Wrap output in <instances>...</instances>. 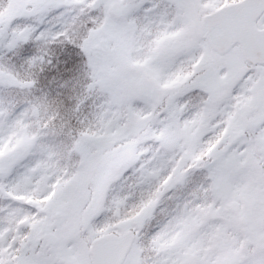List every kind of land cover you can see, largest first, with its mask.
Masks as SVG:
<instances>
[{"label":"snow or ice","instance_id":"6c2138e0","mask_svg":"<svg viewBox=\"0 0 264 264\" xmlns=\"http://www.w3.org/2000/svg\"><path fill=\"white\" fill-rule=\"evenodd\" d=\"M0 264H264V0H0Z\"/></svg>","mask_w":264,"mask_h":264}]
</instances>
